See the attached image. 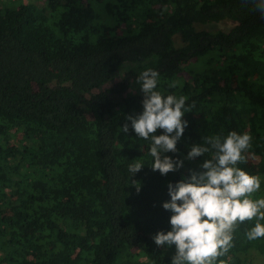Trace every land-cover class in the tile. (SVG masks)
Returning <instances> with one entry per match:
<instances>
[{
  "label": "trees",
  "instance_id": "1",
  "mask_svg": "<svg viewBox=\"0 0 264 264\" xmlns=\"http://www.w3.org/2000/svg\"><path fill=\"white\" fill-rule=\"evenodd\" d=\"M224 21L234 26L197 28ZM144 68L163 94L186 97L178 155L248 132L238 167L260 177L252 198H264V15L253 0H0V264H170L174 246L152 240L169 229L167 184L203 158L161 176L147 142L120 131L142 110ZM255 222L237 224L215 264L264 260V237L245 236Z\"/></svg>",
  "mask_w": 264,
  "mask_h": 264
},
{
  "label": "clouds",
  "instance_id": "2",
  "mask_svg": "<svg viewBox=\"0 0 264 264\" xmlns=\"http://www.w3.org/2000/svg\"><path fill=\"white\" fill-rule=\"evenodd\" d=\"M253 3L264 15V0ZM159 80L160 73L153 68L139 73L136 83L143 95L142 110L128 115L120 131L126 135L131 128L136 138L147 142L151 169L161 176L180 171L185 160L203 158V162L167 184L169 199L161 207L170 213L169 229L156 232L152 240L166 250L174 246L170 264H215L232 247L238 223L255 218L245 236L248 240L264 237L260 222L264 220V198H252L260 190V177L238 167L246 159L252 137L236 131L202 137V143L186 146L187 154L181 158L176 146L188 127L183 117L190 109L186 97L158 90ZM142 167L140 162L129 164V172L135 174Z\"/></svg>",
  "mask_w": 264,
  "mask_h": 264
},
{
  "label": "rangeland",
  "instance_id": "3",
  "mask_svg": "<svg viewBox=\"0 0 264 264\" xmlns=\"http://www.w3.org/2000/svg\"><path fill=\"white\" fill-rule=\"evenodd\" d=\"M24 2H30V3H34L38 6H42L43 5V0H24ZM234 26V24L230 21H224L218 24H213L210 26H202V25H197L198 29H205V30H223V31H228L229 29H231ZM124 72L121 71L120 73H117L105 86H103V90L109 89L111 88L113 85L119 83L122 81ZM178 78L180 80H190V76L189 74H187L186 72H182L181 74H179ZM94 92H98L97 90ZM257 256V255H256ZM256 256L252 257V258H256ZM259 263L260 264H264V260H262V258H259Z\"/></svg>",
  "mask_w": 264,
  "mask_h": 264
}]
</instances>
